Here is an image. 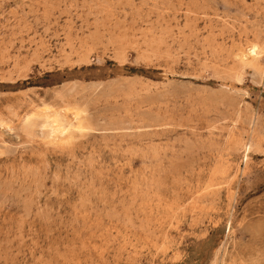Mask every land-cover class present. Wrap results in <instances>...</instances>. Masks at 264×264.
<instances>
[{"label":"rangeland","instance_id":"1","mask_svg":"<svg viewBox=\"0 0 264 264\" xmlns=\"http://www.w3.org/2000/svg\"><path fill=\"white\" fill-rule=\"evenodd\" d=\"M0 124V264H264V0H0Z\"/></svg>","mask_w":264,"mask_h":264},{"label":"bare ground","instance_id":"2","mask_svg":"<svg viewBox=\"0 0 264 264\" xmlns=\"http://www.w3.org/2000/svg\"><path fill=\"white\" fill-rule=\"evenodd\" d=\"M251 47V46H250ZM259 54V47H257V46H254V47H251V49H250V51H249V55L248 56H250V55H252V56H257ZM243 58V57H242ZM248 58V57H247ZM244 61H245V58L243 59ZM249 60V59H248ZM55 113V112H54ZM57 113V112H56ZM55 113V114H56ZM46 114L48 115V112H46ZM50 114V116H51V113H49ZM55 116V115H54ZM62 116V115H61ZM48 117V116H47ZM56 117V116H55ZM63 117V116H62ZM79 117V116H78ZM77 117V118H78ZM51 118V117H50ZM49 118V119H50ZM52 118H53V116H52ZM76 118V119H77ZM46 120V119H45ZM52 122H53V130H54V135L56 136V138H59L61 135H63L64 134V129L66 128V126H65V128H63L64 127V125L62 124V121H61V119L60 118H58V117H56V118H53L52 119ZM26 123V122H25ZM50 123V122H49ZM69 123V122H68ZM67 123V124H68ZM71 123V122H70ZM66 124V125H67ZM81 124V123H80ZM1 125V124H0ZM26 125V124H25ZM70 125V124H69ZM3 126V125H2ZM73 126V125H72ZM9 129V128H8ZM66 129H69V128H66ZM72 129H74V127L72 128ZM70 130V129H69ZM43 136V135H42ZM55 136H54V140L56 139L55 138ZM64 136V135H63ZM62 136V137H63ZM256 146V145H255ZM245 149V148H244ZM225 250V249H224ZM219 253V252H218Z\"/></svg>","mask_w":264,"mask_h":264}]
</instances>
